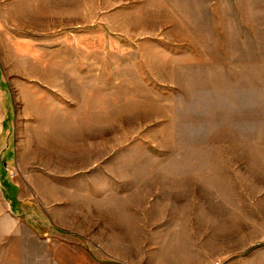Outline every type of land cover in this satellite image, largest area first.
<instances>
[{
    "label": "rangeland",
    "instance_id": "1",
    "mask_svg": "<svg viewBox=\"0 0 264 264\" xmlns=\"http://www.w3.org/2000/svg\"><path fill=\"white\" fill-rule=\"evenodd\" d=\"M0 264H264V0H0Z\"/></svg>",
    "mask_w": 264,
    "mask_h": 264
}]
</instances>
